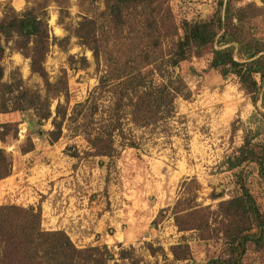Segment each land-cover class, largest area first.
<instances>
[{"label":"rangeland","instance_id":"rangeland-1","mask_svg":"<svg viewBox=\"0 0 264 264\" xmlns=\"http://www.w3.org/2000/svg\"><path fill=\"white\" fill-rule=\"evenodd\" d=\"M227 2L235 18L236 10H246L239 14L241 21L234 18L239 26L236 35L246 42L264 43L262 0L124 4L119 21L109 15L106 0H0V23L25 12L48 23L45 67L53 84L66 79L69 113L73 109L76 114V120L64 123L56 142L48 134L54 130L52 119L40 124L33 111L0 114V125L11 124L0 149L12 162L10 175L0 179V206L33 208L41 214L43 230L65 232L79 249L106 246L113 256L108 264H207L217 256L220 244L198 238L202 229L216 227L214 217L198 227L180 216L196 205L216 210L220 202L241 193L240 177L264 211V180L258 166L247 163L230 169L227 163L246 143L258 153L263 151L264 106L261 94L256 98L248 94L236 75L223 76L219 69L210 68L211 47L179 67H167L161 76L155 74L156 84L179 78L175 86L181 92L156 124L138 127L132 122L130 106L122 109L124 135L114 134L112 156L91 155L87 137L78 128L86 119L94 133L102 129L113 105L109 88L114 78L143 69V53L149 52L153 60L175 48L182 30L177 36L158 34L169 28L168 8L180 27L183 21L193 25L209 21L218 11L224 18ZM85 20L97 23L99 62L77 35L79 29L87 31L88 25L80 28ZM16 42L15 35L7 40L1 36L3 81L49 98L42 78L31 72V60L17 50ZM230 46L236 48L238 59L236 43L214 47ZM105 76L108 87L100 89ZM50 101L54 113L58 101ZM60 102L65 105L64 96ZM77 104L81 105L77 108ZM95 107L98 111L91 121ZM214 194L219 197L213 199ZM179 246L188 247L187 259L175 258ZM245 264H264V259L251 250Z\"/></svg>","mask_w":264,"mask_h":264},{"label":"trees","instance_id":"trees-1","mask_svg":"<svg viewBox=\"0 0 264 264\" xmlns=\"http://www.w3.org/2000/svg\"><path fill=\"white\" fill-rule=\"evenodd\" d=\"M156 0H106L109 15L115 20L122 19L124 4L152 6ZM264 2V0H262ZM223 6V1L219 2ZM245 9L236 10L235 18L231 4L226 3L224 18L218 11L209 21L191 24L183 21L179 27L174 21L171 9L165 11L169 22L168 30L158 33L164 36H177L179 30L183 35L175 43V48L167 56H160L150 60L149 52L143 53L145 60L143 69L126 75H118L109 88L113 97V105L105 118L106 124L96 133L92 122L86 119L78 129L84 133L89 142L93 156L110 157L115 152L114 134L124 135L122 131V109L126 105L131 108L132 122L141 128L156 124L163 109L173 108L174 102L181 93L175 86L179 78H169L168 82L156 84L154 76L162 74L167 67H179L193 55L201 56V49L212 48L210 68L219 69L223 76L236 75L248 94L255 98L261 94L264 106V43L263 41L246 42L236 34L239 26L233 21H241L239 14ZM88 25L86 32L78 30V37L93 51L96 62L100 58V40L97 35L95 20H85L80 28ZM6 40L17 37L16 48L31 60V72L42 78L49 98H43L39 91L25 88L16 83H5L4 69L1 65L5 48L1 43V36ZM150 35H154L150 34ZM48 23L39 19L31 12L21 15L5 17L0 23V114L33 111L38 123L52 119L54 130L48 132L52 141L56 142L63 134V126L67 121L76 120L75 111L69 113L70 94L66 79L62 78L56 84L50 81L45 67L46 56L49 51ZM155 43L158 44L157 41ZM238 45V59L234 58V46L216 49L214 46ZM259 77L260 84L256 77ZM108 77L100 81V89L108 87ZM65 98V105L60 102ZM57 100L54 113L51 111V101ZM127 101V102H126ZM81 104H77V108ZM97 108L91 112V121L97 113ZM11 124L0 125V140L3 141L10 134ZM255 147L246 143L239 150V154L228 159L230 169H235L247 163L258 166V174L264 180V149L258 153ZM12 162L7 153L0 149V179L11 173ZM241 178V177H240ZM239 178L241 193L229 200L218 204L216 210L211 207L196 205L190 207L186 215L180 218L188 219L198 227L206 224L214 217L215 228L202 229L198 238L203 241L212 240L220 244V252L211 258L207 264H245V259L251 250L260 254L264 259V211L257 204L255 197ZM213 199L219 196L213 195ZM179 205V204H178ZM193 209V210H192ZM184 211V210H182ZM181 211V212H182ZM179 212V211H177ZM176 212V213H177ZM214 215V216H213ZM200 230V229H199ZM184 249V250H183ZM177 250H183L178 253ZM128 251L122 255V259ZM177 260L187 259L188 247L174 249ZM113 259L106 246L77 248L63 231H45L41 227V214L33 208L18 206H0V264H108ZM117 264V263H115Z\"/></svg>","mask_w":264,"mask_h":264}]
</instances>
